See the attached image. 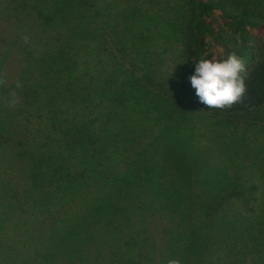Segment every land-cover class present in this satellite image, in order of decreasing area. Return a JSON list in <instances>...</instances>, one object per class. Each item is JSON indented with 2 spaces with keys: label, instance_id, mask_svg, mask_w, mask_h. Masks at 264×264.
<instances>
[{
  "label": "trees",
  "instance_id": "16d2710c",
  "mask_svg": "<svg viewBox=\"0 0 264 264\" xmlns=\"http://www.w3.org/2000/svg\"><path fill=\"white\" fill-rule=\"evenodd\" d=\"M1 28L0 264H264V180L210 185L187 121L264 142V0H0ZM232 52L244 102L209 109L195 63Z\"/></svg>",
  "mask_w": 264,
  "mask_h": 264
},
{
  "label": "rangeland",
  "instance_id": "374dc122",
  "mask_svg": "<svg viewBox=\"0 0 264 264\" xmlns=\"http://www.w3.org/2000/svg\"><path fill=\"white\" fill-rule=\"evenodd\" d=\"M11 32V29L1 28L0 30V49L4 55L11 49L9 47V43L13 40ZM14 54L15 52H9L7 59H13ZM187 121L199 127L198 136L200 138L196 134L195 137L201 140V146L207 151H213L209 158L202 159L205 163H201L197 157V169L207 173L210 185L221 187L228 184L231 176L223 174H230L231 170L233 172L245 170L246 173L250 172L253 176L264 180V142L246 145L251 140L250 134L248 137L234 135L233 138V127L204 116L200 111L190 113ZM221 146L222 148L225 146L226 150H221ZM192 156V154L182 156L183 166L188 167V164H191ZM162 167L167 168L168 166L162 161Z\"/></svg>",
  "mask_w": 264,
  "mask_h": 264
},
{
  "label": "clouds",
  "instance_id": "9594fccd",
  "mask_svg": "<svg viewBox=\"0 0 264 264\" xmlns=\"http://www.w3.org/2000/svg\"><path fill=\"white\" fill-rule=\"evenodd\" d=\"M25 43L29 37L24 36ZM247 68L244 59L232 52L226 58H201L195 63V72L190 77L199 101L209 109L231 108L243 103L247 93ZM8 84L7 71L0 70V88ZM16 88H21L19 80ZM20 102L16 91H11L6 104L15 106ZM166 264H182L179 258H169Z\"/></svg>",
  "mask_w": 264,
  "mask_h": 264
}]
</instances>
